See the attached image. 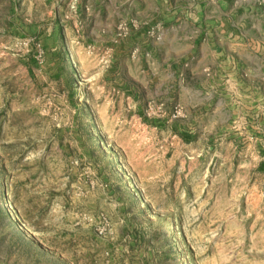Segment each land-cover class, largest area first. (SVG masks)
Listing matches in <instances>:
<instances>
[{"label": "rangeland", "instance_id": "rangeland-1", "mask_svg": "<svg viewBox=\"0 0 264 264\" xmlns=\"http://www.w3.org/2000/svg\"><path fill=\"white\" fill-rule=\"evenodd\" d=\"M232 2L0 0V264H264V0Z\"/></svg>", "mask_w": 264, "mask_h": 264}, {"label": "crops", "instance_id": "crops-1", "mask_svg": "<svg viewBox=\"0 0 264 264\" xmlns=\"http://www.w3.org/2000/svg\"><path fill=\"white\" fill-rule=\"evenodd\" d=\"M233 0H229V5H228V8H233L232 6V2ZM99 7L96 9V11H98V16H100L101 20L105 19V17L107 16V11H106V8L105 6L99 2ZM226 6H227V3H226ZM256 10L257 12H261V11H264V4L263 5H257L256 6ZM198 40V38H197ZM67 50L68 48L65 49L66 53L65 55H63V61H64V69L66 72H67V82H70L71 81V74H69L68 70H69V66H68V53H67ZM59 76V75H58ZM62 92H65V90H63Z\"/></svg>", "mask_w": 264, "mask_h": 264}, {"label": "built area", "instance_id": "built-area-1", "mask_svg": "<svg viewBox=\"0 0 264 264\" xmlns=\"http://www.w3.org/2000/svg\"><path fill=\"white\" fill-rule=\"evenodd\" d=\"M71 58H72V59H71L72 62H75V61H74V55H72ZM71 60H69V62H71Z\"/></svg>", "mask_w": 264, "mask_h": 264}, {"label": "trees", "instance_id": "trees-1", "mask_svg": "<svg viewBox=\"0 0 264 264\" xmlns=\"http://www.w3.org/2000/svg\"><path fill=\"white\" fill-rule=\"evenodd\" d=\"M260 167H263V164H261V166Z\"/></svg>", "mask_w": 264, "mask_h": 264}, {"label": "bare ground", "instance_id": "bare-ground-1", "mask_svg": "<svg viewBox=\"0 0 264 264\" xmlns=\"http://www.w3.org/2000/svg\"><path fill=\"white\" fill-rule=\"evenodd\" d=\"M74 58H75V56H74Z\"/></svg>", "mask_w": 264, "mask_h": 264}]
</instances>
